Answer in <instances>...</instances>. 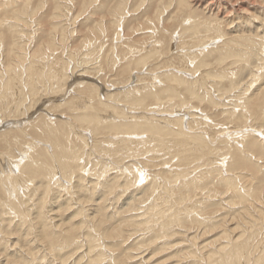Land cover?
Listing matches in <instances>:
<instances>
[{
	"label": "bare ground",
	"instance_id": "6f19581e",
	"mask_svg": "<svg viewBox=\"0 0 264 264\" xmlns=\"http://www.w3.org/2000/svg\"><path fill=\"white\" fill-rule=\"evenodd\" d=\"M7 1V6L14 5L15 3L22 6L19 10L16 8L13 9L14 21L10 20L6 23L8 27L17 31L14 47H8L9 49L6 48L7 39L4 41L5 38L2 36L0 37V55L2 56L1 61L3 62V64H1L3 65V73L0 67V112L2 116V119H0V130L4 128V130L0 131V148H2V150L6 149L7 155L12 158V162H14L8 161L7 164H9L10 167H7V165L5 167L3 161L0 159V238L2 237L1 239H3H0V251L2 249L4 250V240L5 238L8 239V235H12L14 230L19 231L21 228H24L22 229L24 230L23 233L18 234L19 238L17 237L21 242V244H19L20 248H17V250L19 249L18 251H22V255H26V258L27 256L32 257L33 254L30 255L28 252L34 250L37 243L46 242L47 247H49L46 249H50L52 253H54L53 258L56 256L55 260H57V257L59 259L60 255H62L61 264H116L122 254L120 252L117 253L118 251L116 250L115 253L108 255L107 251L109 250L107 249H113L124 241V233L127 234L126 231L128 229L129 231L131 230V232L133 230L144 231L143 237L138 238L134 244L132 240L131 246L136 244L142 249V246L147 245L145 247L151 250V253L148 252L152 255L146 260L144 257L143 260L147 261L146 264H264V178H260V176L257 177L261 171L264 174V64L260 70L254 72L253 79L251 78L252 80L250 79L245 87L241 86L243 88L237 90L238 94H233L232 92L233 97H224V92L221 88L225 86L219 87V79H223V75L218 74V70L216 71V69V74L212 71H208L210 67L209 62H211L208 60L209 56L213 58V53L215 52L216 54L218 51H224V53L221 57L222 59L218 60L217 63H222V65L223 63L226 64L225 62L228 58L232 57L236 59V61L243 60L245 61L244 63H246L248 59L246 55H242L243 52H240L241 48L239 49L238 47H241V44H244L242 40L245 41L247 38H239L240 34L238 36L239 40L235 38V41L232 38L229 40L230 42H234V44L230 45L228 42L223 41L225 45L222 46L215 44L219 38H217V40L205 39L201 41L204 36L202 39H197L196 37L195 40L190 37L195 44H198L194 46L198 47L201 51L196 49L195 53L191 54L187 52L183 54L186 63H188V66L183 68L185 70H179L177 67L169 68L168 66L170 65H168L164 71L161 70L157 72L154 70L150 71V67V69L147 70V68L146 71L147 75H151L148 77V79L150 78L151 80L146 81V77L140 73H137L135 77H133L134 74L132 76L131 74H127L130 77L128 76V79L127 77L125 79L123 78L125 83L123 82L122 85V82H120L122 86L118 85L119 82L115 78L118 83L116 82V84H113L114 87L110 88L108 83L106 84L105 82L104 84L102 81L97 80L98 77L100 78V74L104 73L107 68L109 69L108 66L111 67L110 70L112 72H114V70L118 72V63H120L121 66L123 65V67L127 66V69L131 68L133 70V68L147 65L151 61V58L155 57L158 52H161L159 51L161 48H159V46H161L160 40H158L157 43L155 42L156 44H153L150 48L149 46H145L144 52H139L140 49H138V55L133 51L136 50V48H134L133 45H129L128 48L130 51H133V58L128 57L127 54H121L118 51V49L124 45L123 43H125H122L123 40L121 38L123 20L131 15V13L129 14V9H127V4L125 2L122 1L121 5H118L114 14H112V16L116 18H114L113 21H111V18L108 24L109 28L115 29L114 33L116 34V37L112 40V44H110L112 45V52L110 50L108 51L109 54L103 53L105 41L99 42L96 46L97 48L94 47L100 37L94 36L97 34L96 30H93L92 34L83 40L82 45L85 46L86 50L83 51L84 53L82 52L80 56L76 54L73 55L72 51H70L69 59H66V57L62 58L60 55L53 57L55 55L53 51L54 55L52 58H54V62H52L53 60L50 62L49 58H51V52L47 53V51L40 48L38 46L40 44V42H38L39 37L38 39L35 38L36 32L42 29L39 23L41 16L38 15L40 11H38V9L46 5L42 2L44 0H42L40 4H36V7H33V9L29 7L32 0H26L24 3L21 2L22 0ZM109 1L110 0L85 1L83 3L84 5L82 4L83 12L86 10H88L89 13H91L92 10L94 12H103L107 10L108 4L106 5V2ZM143 1L144 0H142V2ZM69 2V0H65L61 3H54L57 5V12L53 15L59 18H61L62 15L65 16L66 23L64 25L73 26V28L69 26V29L68 26L64 27L63 25V32L60 35L63 43L70 36L75 35L74 33L77 30L74 29L76 28L75 24L77 21L74 15L77 14H72L76 5L71 1L73 3L71 6L72 3L70 2V4ZM162 2L163 1H161V3ZM176 3L177 6L179 5V10L188 9L189 7L187 0H176ZM10 7L13 8V6ZM6 9L10 10L9 8ZM166 9L164 5L162 9L157 11V16L152 17L151 22H153L154 26L159 28V30L170 35L168 29L170 24L161 25L164 23ZM91 15L94 14L91 13ZM36 19L39 23L38 25L37 22L34 21ZM62 20L64 21V19ZM62 20L59 22H62ZM191 20L193 23L192 17ZM204 20L205 19H203V21ZM197 21L199 22V20ZM252 21L254 22L253 19ZM34 22L38 27L34 26L35 24L33 25ZM249 22V19L243 21L244 25H247ZM237 23L240 24V22ZM60 24L61 23H57V26H60ZM126 24L129 25L128 23ZM57 26L54 27L53 25V34L55 38L48 43L50 50L56 47L54 45H56L55 41L57 42ZM199 26L198 23L191 24L190 28L193 29V31L199 32V28L201 27ZM214 26H212V28ZM8 27L5 28V32ZM100 27L101 34H106L109 29L107 22L101 24ZM238 27L241 31V27ZM218 29L220 33L222 32V34H219L220 37H224L226 34L223 31L225 30L221 31L222 28L220 29L219 27ZM262 29H260V31ZM260 31L259 33L261 34L262 31ZM185 32L187 31L183 33L185 34ZM206 32L208 31L206 30ZM216 32L217 30L215 33ZM173 35L176 34H171L172 40ZM198 35L197 33V36ZM207 35H212V33ZM91 36H94V38ZM181 36L184 35H180V37ZM258 36L256 35V37ZM175 37L177 38L178 36L176 35ZM199 37L201 38V35ZM206 37L209 39V36ZM260 38L262 37L260 36ZM153 39H155V36ZM263 39L262 42H264ZM70 40L73 39L71 38ZM114 40H117V42L114 43ZM34 41H36V43ZM33 43L35 46L33 45L31 49L30 47ZM182 43L185 45V42ZM62 45L63 47L61 48L65 49L64 44ZM27 46H29V48ZM253 46L254 45H252V47ZM246 47H248V49L250 48V51L252 49L255 50V46L252 48L246 45ZM71 48H73V46ZM191 48L194 49V47ZM182 49L186 50V48ZM61 50L62 49L59 51ZM170 52L171 49L169 53ZM162 54L164 56V53ZM103 55H106V58H104ZM10 56L13 57V59L9 61L8 57ZM180 59H183L182 56ZM183 62L185 61L183 60ZM123 63H125V65ZM121 66L120 68H122ZM248 66L246 64V68ZM220 67V69H222L221 65ZM224 68L225 70L227 69L226 67ZM248 68H250V66ZM76 71H80L81 73L75 74ZM182 71L186 72L187 75L178 74V72L181 73ZM201 71L203 73H201ZM198 73H200L201 77ZM74 74L75 76H73ZM97 74H99L98 77L96 76ZM232 75L234 76L233 78H239L235 72ZM213 77L217 79L214 80L212 79ZM207 78L212 80L209 82ZM135 81L137 83L133 87H130L129 85L132 86V83L134 84ZM224 81H227V78ZM142 82L143 85L138 86V84H142ZM214 82H218V84ZM230 82L235 83V80H231ZM239 82L241 83L242 80ZM239 82L237 81V83ZM233 85L236 86V84ZM180 87H183V89ZM115 88L117 89L116 91L113 90ZM178 89L182 90L180 91ZM60 97L62 98L60 99ZM53 99L55 101H51ZM48 101H50L49 105H47ZM204 103H207L206 107ZM97 104L100 107H104L101 109L103 110L101 112H105V115L100 114V109L96 107ZM58 107H64L63 112H65V115H63V113L62 116L55 117V114L48 111L50 108L55 110ZM212 107H214V109H212ZM203 109H205L207 115L213 111L214 113L220 111L221 115L217 114L216 116L222 118L221 120L216 119L219 120L216 124L221 123L222 126L226 124L230 126V124H233L234 127L248 125L252 129L241 135H234V138L239 137L241 141L240 144L232 143L231 141L233 140L230 139V137H222L218 141V145L212 146L213 143L215 144V141H217L216 135L213 133L214 131H211V127L202 125L204 120L201 118L200 112L201 110L204 111ZM41 110L47 111L46 113H42ZM37 111L41 112L35 116ZM188 113H190L189 116L187 115ZM18 116H22V120L14 119L13 122H10L11 118L7 119L9 117L17 118ZM194 127L197 128L193 129ZM200 128H207V130L211 132L209 141L204 135L208 133V131L204 134L200 133ZM248 128L249 127H247V129ZM87 130H90L88 132L89 135L85 132ZM228 130L230 131V129ZM235 130L237 129L235 128ZM238 130L240 129L238 128ZM220 133L224 132H219L217 134L220 135ZM90 134L92 135L91 141L87 138V135L89 137ZM226 135L228 134L224 133V136ZM27 136H31V138L29 139ZM73 136L76 140L82 139L83 143L86 141L85 149L83 148L81 151V149H79L80 147L75 145V139L72 138ZM217 138L219 139V137ZM24 143H27L30 148L27 147V149ZM80 143L82 144V142ZM14 145L16 147L18 146V148L20 147L19 150H24V158H18L19 155L17 151V153L14 151ZM87 147H90L91 151L88 149L90 153L86 151ZM2 150H0V157H4L5 155V152H2ZM96 151L99 153L98 158L94 155ZM219 153H222V155ZM82 156H89V160L87 159L88 157L85 158L87 161H90L92 157H94L92 159L98 161L94 163L91 159L93 161V166L91 168L89 167V175L86 174L87 170L85 168L87 162L86 164L82 163ZM106 156L107 158H113L114 161H112V165L109 161H106ZM220 156L223 157L220 158ZM212 158L222 159L223 161L220 160L222 162L220 166L212 165L209 167V170L206 169L208 172L204 171L202 174L200 173L199 176H185L187 172L190 174V171H194L195 168L193 167L195 166V161L201 164L205 163L207 160H211L213 164L214 161ZM176 159L182 166L185 164L193 168L189 167L191 169L185 172L177 169L180 172L177 171L178 173L175 172L173 174L174 176H171L172 178H177L178 175L182 176L181 180L178 178L177 180H175V178L174 181L172 180L174 183L178 181L179 185L173 184L174 186H171L170 184L172 183H168L164 179V181H162L158 177V180L160 179L162 183L164 182L163 187L161 182H159V184L157 183V178L152 177L155 175L154 173V175L150 176L149 174H152V172H146L148 169L150 170L155 167V160L164 168L166 163H170ZM216 161L218 162L219 160ZM174 162L176 163V161ZM116 163L118 165H116ZM156 166L157 169L162 168L158 165ZM223 166H226V170ZM185 168L182 170H185ZM163 171H165L167 175V171L169 173L171 169H164ZM56 174H61L60 178L58 177L59 180L55 177ZM142 175L145 180V185H143L140 190L144 192V196L151 199L148 203L151 204L149 206L147 204L145 207L141 205L142 203H146L145 200L141 203L138 201L136 203L132 202L133 204L128 203V205L130 204L128 207H132L131 210L135 211L133 212L135 214L134 216L131 215L129 219L123 218L124 223L121 226H117L114 222L110 223V220L108 222V219L113 217H111V215L108 216V214L106 215L103 207L99 206L100 198L104 196L103 194L118 191L119 186L125 188V190L126 188L140 187L141 183H143V180H141ZM166 175L164 174L165 177ZM87 176L94 177L95 179H93L95 181L88 179ZM64 178L68 179L70 185L64 183L66 181ZM55 179L57 180L56 182ZM87 180L91 185L85 184ZM98 189L100 190L97 191ZM131 190L133 189L128 190V192ZM147 191H150L154 199L148 196L147 193L145 194ZM87 194H91V198L96 197L93 198V202L97 206L96 208L94 207V211L92 208H89L88 213L85 206L86 200L90 199V196L88 197ZM116 195L117 193L114 196ZM206 195L207 197H205ZM114 199L116 200L117 198L115 197ZM111 200L115 202V200ZM173 200H175L174 203L172 202ZM81 203L83 205L85 204V206ZM94 203L92 205H94ZM122 204L120 203L119 205L123 206ZM102 205L104 206V204ZM124 205H126L125 200ZM88 206L86 207L88 208ZM106 206L109 207V205ZM113 206L116 207L115 205ZM215 206H222L223 212L219 215L216 214L217 216L206 215V210H210V207L214 208ZM119 208L118 206V210ZM64 209L66 213L70 211L69 214L67 213L66 217V214L64 215L65 218L61 212V210L63 211ZM90 209H92V213ZM12 211L15 212V215L17 214L18 218L14 226L11 225L13 222L12 217H10ZM211 211H214V209ZM117 213L118 212H116V214ZM104 218L107 220H104ZM119 220H121L120 217L118 221ZM87 222H92L91 224L93 226L91 224L89 225L93 228L95 227L94 229L97 231L94 230L96 231L94 233L96 234L87 232L84 236L87 242V246H84L85 252L81 251L82 253H78L74 256V260L72 259V261H70L71 259L69 260V258L72 257L71 254L83 248L81 244L82 240L81 242L77 240L75 242L73 238L75 237V233L79 231L77 229H87L90 227L86 225ZM187 222L189 224H194L195 227L193 230L195 229V231L193 233L190 228L186 227ZM10 231H12V233H10ZM187 232L192 234L188 233V235ZM101 239L105 240L104 244L98 242ZM106 240H108L107 243L110 245L106 244ZM57 241V246L59 247L55 246ZM131 246L127 248L125 246L124 250L130 249L127 251L132 252L131 249L133 247L131 248ZM42 247L44 248L46 246ZM41 250L39 249V252ZM51 251L48 252L50 253ZM121 252L124 251L122 250ZM163 252L164 255L169 253L168 257L164 260L158 261L155 259L154 261H150L156 255V258L159 257ZM8 253H6V257H8ZM135 254L133 253L132 256ZM18 255L20 256V253H18ZM46 255L47 253L45 256ZM139 256H141V254ZM139 258L141 259V257ZM3 259L4 258L0 260ZM45 260L48 261V259H44V261ZM134 260L135 259L131 261L135 262L136 260ZM143 260L141 262H143ZM25 262L24 264L31 263H29L28 260ZM125 263L126 262H123L122 264ZM136 263L137 262L132 264ZM32 264H37V262H33Z\"/></svg>",
	"mask_w": 264,
	"mask_h": 264
},
{
	"label": "rangeland",
	"instance_id": "374dc122",
	"mask_svg": "<svg viewBox=\"0 0 264 264\" xmlns=\"http://www.w3.org/2000/svg\"><path fill=\"white\" fill-rule=\"evenodd\" d=\"M4 1V2H3ZM18 1V0H17ZM19 1H21V0H19ZM27 1H29V0H27ZM41 1L42 0H32L31 2H30V5H29V7L31 8L32 7V9H33V7L35 8L36 7V4L38 5V4H40L41 3ZM45 1V2H44ZM44 1H42L44 4H46L43 8L41 7V8H39L38 9V11H39V13H38V15L39 16H41V18H40V21H39V23L41 24V27H42V29L40 30V31H38V32H36V35H35V38H37L38 39V37H39V41L38 42H40V44L38 45L40 48H42L43 50H45V51H47V53H49V52H51L50 54H51V58H49V60H50V62L52 61V62H54V58H52V56L54 55V53H55V55L53 56V57H55V56H61L62 58H65L66 57V59H69L68 57L70 56L69 55V52L70 51H72V53H73V55H78V56H80V54H82V52L83 51H85L86 49H85V46H83L82 44V42H83V40L84 39H86L90 34H92V32H93V30H96V34L97 35H94V36H98V37H100V39L96 42V45H94V47L95 48H97L96 46L99 44V42H103V41H105V45H104V50H103V53H105V54H109V52L108 51H110L111 50V52H112V48H111V46L112 45H110V44H112V40H113V38H115L116 37V34L114 33V31H115V29L114 28H109V21H110V19H111V21H113V19L114 18H116L115 16L113 17L112 16V14H114V12H115V10H116V8L118 7V5H121V2L123 1V2H125L126 4H127V9H129V14L131 13V15L130 16H128V17H126V19H124L123 20V26H122V34H121V38H122V43L123 42H125V43H123L122 45V47L121 48H119L118 49V51L121 53V54H124V55H126L127 54V56L128 57H130V58H133V54H132V52L134 51V52H136L137 54L136 55H138L139 53H138V49H140V51L139 52H144V50H145V46H149V48L153 45V44H156L157 42H158V40H160V42H161V46H159V51H161V52H158L156 55H155V57H153V58H151V61L147 64V65H145V66H143V67H136V68H133V70L131 69V68H126V67H123V65L121 66L120 65V63H118L119 65H118V69H117V71L118 72H116L114 69V72H112L110 69H111V67L110 66H108L109 67V69L107 68L105 71H104V73H102V74H100V78L98 77V75L99 74H97L96 76L99 78H97V80H99V81H102L104 84H105V82H106V84L108 83L109 84V87L110 88H112V87H114L113 86V84H116V82L118 81L119 82V86H122L123 85V82H124V79L127 77V79L130 77L129 75L131 74V76L133 75V77H135L136 75H137V73H140V74H142V75H144L146 78V81H148V80H151L150 78L148 79V77L149 76H151L150 74H148L147 75V71H146V69L147 70H149L150 69V67H151V69H150V71H157V72H159V71H164V69H166L167 68V66L168 65H170V66H168L169 68H175V67H177L179 70L181 69H183V68H185L186 66H188V63H186V60H185V56L183 55L184 53H187V52H190L191 54L192 53H195L196 52V49H198V47H196L198 44L196 43H194L193 42V40L192 39H196V37H197V39L199 38V39H202V37L204 36V37H206V36H209V39H208V37H206V38H204L203 37V39L201 40V41H204L205 39L206 40H212V39H216L217 40V38H219L216 42L217 43H215L216 45H225V43H223V41L224 42H228L230 45L231 44H234V42H230L229 40H231V38L235 41V39L237 40H239V38H242V37H246L247 38V40H245V41H243L242 40V43H244V44H241V47H238L241 51L240 52H243V54L242 55H246V57H247V59H248V61H246V63H244L245 61H243V60H240V61H236V59H234L233 57L232 58H228V60L225 62L226 64H224L223 63V65H222V63H217V61L218 60H221L222 58V55H223V53H224V51L223 52H220V51H218V52H216V54H215V52L213 53V58H211L210 56H209V61H211V62H209L210 63V67H209V69H208V71L209 72H213L214 74H216L217 72H218V74H220V75H223V79L222 78H220L219 79V81H220V85H219V87H224V88H221L222 90H223V92H224V97H227V96H231V97H233L232 95L233 94H238V92H237V90H239V88H243V87H245L247 84L246 83H249L248 81L252 78L253 79V77H254V72L255 71H258V70H260L262 67H263V64H264V42H262V39L264 38V33H263V31H264V0H187V2L189 3V7H188V9L186 8V9H181V10H179L178 8V6H177V3H176V0H144L143 2H142V0H110L109 2H106V5H107V10H105V11H103V12H94L93 10L91 11V13L92 14H94V15H91V13H89V11L88 10H86L85 12H83V3L85 2V1H88V0H69L70 2L72 1V2H74L75 3V7H74V9H73V11H72V14H77V15H74V16H76V24H75V27L76 28H74L76 31H75V35H73V36H70L64 43L62 42V40H61V38H60V35H61V33L63 32L62 30H63V28L64 27H66V26H68V28H69V26H70V28H73V26H71V25H64L65 23H66V20H65V16H63L62 15V17L61 18H59V17H56L55 15H53V14H56V4H57V2H63V1H65V0H44ZM47 1V2H46ZM55 1V2H54ZM100 1V0H99ZM101 1H104V0H101ZM161 1H163L162 3H161ZM7 0H0V37L2 36L3 38H5L4 39V41H6V39H7V42H6V48H13L14 47V42H15V38H16V36H17V31L15 30V29H12V28H10V27H8V25L6 24V23H8V21H14V15H13V9L14 8H16V9H20L21 8V6L20 5H18V3H15L14 5H8L7 6ZM22 3H24V2H26V0L24 1V0H22L21 1ZM39 2V3H38ZM69 2V3H70ZM71 2V3H72ZM111 2V3H110ZM170 2V3H169ZM54 3H56V4H54ZM70 3V4H71ZM110 3V4H109ZM131 3V4H130ZM263 3V4H262ZM20 4V3H19ZM83 4V5H82ZM143 4V5H142ZM168 4H170V5H168ZM34 5V6H33ZM73 5V3L71 4V6ZM164 5H165V8H167L166 9V11H165V18H164V23L163 24H161V25H164V24H167L168 23V25H169V27H168V29H169V31H170V35L169 34H165L164 32H162L161 30H159V28H157V27H155L154 26V24H153V22H151V19H152V17H155V16H157L156 14H158L157 13V11H159L160 9H162L163 7H164ZM263 5V6H262ZM10 6H13V8L12 7H10ZM109 6V7H108ZM142 6V7H141ZM169 6V7H168ZM239 7V8H238ZM6 8H12V9H10V10H7ZM141 8V9H140ZM190 8V9H189ZM240 9V10H239ZM185 10H187V11H185ZM189 10H191V11H189ZM249 10V11H248ZM11 11V12H10ZM53 11V12H52ZM251 11V12H250ZM42 12V13H41ZM82 12V13H81ZM88 12V13H87ZM133 12V13H132ZM135 12V13H134ZM174 12V13H173ZM190 12V13H189ZM52 13V14H51ZM85 13V14H84ZM241 13V14H240ZM188 14V15H187ZM253 14V15H252ZM255 14V15H254ZM43 15V16H42ZM111 17H110V16ZM120 15V14H119ZM133 15V16H132ZM55 16V17H54ZM74 16H72V17H74ZM260 16V17H259ZM54 17V18H53ZM190 17V18H189ZM191 17H192V19H193V21L195 22H193L192 23V20H191ZM198 17V18H197ZM251 17H253V18H251ZM43 18V19H42ZM58 18H59V20H58ZM202 18V19H201ZM62 19H64V21L62 20ZM74 19V18H73ZM105 19V20H104ZM130 19V20H129ZM203 19H205L204 21H206V22H208V23H206V22H204L203 21ZM247 19H249V23L246 25H244V23H243V21L244 20H247ZM252 19L254 20V22L252 21ZM263 19V20H262ZM62 20V22H59V21H61ZM71 20V19H70ZM104 20V21H103ZM197 20H199V22L197 21ZM209 20V21H208ZM234 20V21H233ZM35 22H37V19L36 20H34ZM54 21V22H53ZM61 23L60 24V26H57V23ZM201 21V22H200ZM214 21V22H213ZM35 22L33 23V25L35 24ZM107 22V26H108V31H107V33L106 34H101V30H100V25L101 24H105ZM172 22V23H171ZM188 22H190V23H188ZM213 22V23H212ZM220 22V23H219ZM237 22H240V24H238ZM252 22H253V24H252ZM256 22H258V23H256ZM38 22H37V25L39 24ZM63 23V24H62ZM70 23V22H69ZM126 23H128L129 25H127ZM161 23H162V21H161ZM198 23V25H200L199 27V32H197V31H195V33H194V31H193V29H191L190 28V26H191V24H197ZM201 23V24H200ZM203 23V24H202ZM255 23H256V25H255ZM261 23V24H260ZM125 24V25H124ZM206 26H205V25ZM211 26H210V25ZM257 24H258V26H259V28H258V26H257ZM36 24L34 25V26H37ZM53 25H54V27L55 26H57V29H56V39H57V42L55 41V43H56V45H54V46H56L55 48H57V49H55L54 47V50H53V48L50 50L49 49V42H51L50 40H53L55 37H54V27H53ZM63 25H64V27H63ZM216 27H215V26ZM240 26L241 27V31H240V28L238 27V26ZM250 25V26H249ZM263 25V26H262ZM33 26V27H34ZM128 26V27H127ZM212 26H214L213 28H212ZM8 27V29H6V32H5V28H7ZM38 27V26H37ZM100 27V28H99ZM218 27L221 29V31L222 30H225V31H223L226 35H224V37H220V35L219 34H222V32L220 33V31H219V29H218ZM237 29H236V28ZM2 28H4V29H2ZM69 28V29H70ZM208 28V29H207ZM210 28V29H209ZM214 28H216V29H214ZM263 28V29H262ZM52 29H53V31H52ZM212 29H213V31H212ZM239 29V30H238ZM259 29V30H258ZM260 29H262L261 31H262V33L260 34L259 33V31H260ZM8 30V31H7ZM59 30V31H58ZM126 30V31H125ZM197 30V29H196ZM206 30L208 31V32H206ZM210 30V31H209ZM217 30V35H216V33H215V31ZM256 30V31H255ZM4 31V32H3ZM12 31V32H11ZM70 31V30H69ZM184 31H187V32H185V34L183 33ZM191 33H190V32ZM236 31V32H235ZM260 31V32H261ZM219 32V33H218ZM239 32V33H238ZM13 33V34H12ZM162 33H164V34H162ZM182 33V34H181ZM197 33L199 34L198 36H197ZM201 33V34H200ZM205 34V35H203V34ZM209 34V33H212V35H207V34ZM216 35H214V34ZM223 33V34H224ZM238 33V34H237ZM3 34V35H2ZM171 34H176L178 37L176 38L175 36L176 35H173V40L171 39L172 37H171ZM195 34V35H194ZM233 34V35H232ZM241 34V35H240ZM246 34V35H245ZM258 34H259V36H258ZM39 35V36H38ZM180 35H184V36H181L180 37ZM201 35V38L199 37ZM231 35V36H230ZM236 35H237V37H236ZM240 35V36H239ZM248 35V36H247ZM256 35L258 36V37H256ZM6 36V37H5ZM94 36H91V37H93L94 38ZM155 36V39H153V37ZM160 36V37H159ZM164 36H165V38H164ZM211 36H213V37H215V38H213V37H211ZM219 36V37H218ZM233 36H235V37H233ZM238 36H239V38H238ZM260 36L262 37V38H260ZM162 37V38H161ZM190 37H192V39L190 38ZM73 39V40H70V39ZM130 38V39H129ZM152 38V39H151ZM158 38V39H157ZM177 39V41H176V39ZM179 38H181V39H179ZM235 38V39H234ZM253 38H255V39H253ZM256 38H258V39H256ZM13 39V40H12ZM36 39V40H37ZM128 39V40H127ZM161 39H163V40H161ZM170 39V40H169ZM12 40V41H11ZM157 40V41H156ZM182 40V41H181ZM192 40V41H191ZM256 40H257V42H256ZM259 40V41H258ZM260 40H261V42H260ZM67 41H68V43H67ZM69 41H70V43H69ZM151 41V42H150ZM153 41V42H152ZM181 41V42H180ZM190 41V42H189ZM263 41H264V39H263ZM13 42V43H12ZM35 43H36V41H34ZM115 42H117V40H114V43ZM156 42V43H155ZM182 42H185V45L182 43ZM190 44H189V43ZM194 44H193V43ZM207 42V41H206ZM205 42V43H206ZM9 43V44H8ZM59 43V44H58ZM145 43V44H144ZM150 43V44H149ZM182 45H181V44ZM223 43V44H222ZM239 43V42H238ZM247 43V44H246ZM249 43V44H248ZM260 43H261V45H260ZM62 44H64V47H65V49L64 48H61V47H63V45ZM68 44V45H67ZM72 44V45H71ZM117 44H119V43H117ZM128 44V45H127ZM163 44H165V45H163ZM168 44H169V46H168ZM11 45V46H10ZM33 45H34V43L32 44V46L30 47L31 49L33 48ZM48 47H47V46ZM71 45V46H70ZM76 45V46H75ZM129 45H133V47L134 48H136V50H133V51H130V49L128 48V46ZM193 45V46H192ZM194 45H196V46H194ZM240 45V44H239ZM246 45H248L249 47H252V45H254L255 46V50H251L250 51V48L248 49V47H246ZM35 46V45H34ZM68 46V47H67ZM73 46V48H71ZM121 46V45H120ZM182 46H184V47H182ZM254 46L252 47V48H254ZM28 48H29V46H27ZM67 47V48H66ZM106 47V48H105ZM164 47V48H163ZM172 47V48H171ZM177 47V48H176ZM189 47H190V51H189ZM191 47H194V49H192ZM8 48V49H9ZM44 48H46V49H44ZM182 48H186V50H188V51H186V50H183ZM188 48V49H187ZM248 50H247V49ZM256 48H257V50H256ZM60 49H62L61 51H59ZM67 49H68V51H67ZM71 49V50H70ZM109 49V50H108ZM142 49V50H141ZM170 49H171V52L169 53V51H170ZM39 50V49H38ZM50 50V51H49ZM57 50V51H56ZM98 50H100V49H98ZM106 50V51H105ZM175 50V51H174ZM183 50V51H182ZM191 50H192V52H191ZM53 51H54V53H53ZM56 51V52H55ZM163 51V52H162ZM185 51V52H184ZM198 51H201V50H199L198 49ZM246 51V52H245ZM257 51H259V52H257ZM59 52H61V53H59ZM63 52V53H62ZM68 52V53H67ZM176 54H175V53ZM178 52V53H177ZM247 52H248V55H247ZM53 53V54H52ZM58 53V54H57ZM84 53V52H83ZM162 53H164V56H163V54ZM180 53V54H179ZM221 53V54H220ZM260 53V54H259ZM66 54V55H65ZM170 54V55H169ZM175 54V55H174ZM179 54V55H178ZM218 54H220V55H218ZM252 54V55H251ZM259 54V55H258ZM262 54H263V56H262ZM135 55V56H136ZM217 55V56H216ZM77 56V57H78ZM169 56V57H168ZM173 56H174V58H173ZM181 56H182V58L183 59H180L181 58ZM103 57L104 58H106V55H103ZM214 58H215V60H214ZM1 59H2V56L0 55V67L2 68V73H3V65H1V64H3V62L1 61ZM8 59H9V61L10 60H12L13 59V57H8ZM254 59V60H253ZM183 60L185 61V62H183ZM14 61V60H13ZM213 61H215V62H213ZM168 62V63H167ZM234 62H236V63H234ZM15 63V62H14ZM239 63H241V64H239ZM36 64H39V63H36ZM109 64V63H108ZM124 65H125V63H123ZM228 64V65H227ZM246 64H247V66L249 65L250 66V68H246ZM160 65V66H159ZM172 65V66H171ZM181 67H180V66ZM183 65V66H182ZM215 65V66H214ZM220 65L222 66V69H220L221 67H220ZM120 66L124 69V68H126V69H124V71H123V73H122V68H120ZM158 66V67H157ZM133 67H134V65H133ZM224 67H226L227 69L225 70V68ZM230 67V68H229ZM237 67V68H236ZM243 67H245V68H243ZM252 67V68H251ZM143 68H144V70H143ZM159 68V69H158ZM130 69V70H129ZM156 69V70H155ZM214 69V70H213ZM215 69H216V71L217 72H215ZM224 69V70H223ZM127 70V71H126ZM183 70H185V69H183ZM221 70H222V73H221ZM234 70V71H233ZM81 71V70H80ZM76 71L75 72V74H80L81 72H83V71ZM129 71V72H128ZM133 71V72H132ZM232 71H233V73L235 72V74L236 75H238L239 76V78L238 77H235V78H233L234 76L232 75L233 73H232ZM253 73H252V72ZM106 72V73H105ZM143 72V73H142ZM184 71H182L181 73L180 72H178V74H186L187 75V73L186 72H184ZM224 72H225V74H224ZM112 73V74H111ZM122 73V74H121ZM124 73H126V74H124ZM201 73H203L202 71H201ZM229 73H232V74H229ZM75 74L73 75V76H75ZM119 74H120V77H119ZM127 74H129V75H127ZM199 74V76H200V73H198ZM230 76H229V75ZM202 75V74H201ZM129 76V77H128ZM185 76V75H184ZM229 78H228V77ZM103 77V78H102ZM190 77H193V76H190ZM196 77H197V75H196ZM195 77V78H196ZM201 77V76H200ZM113 78V79H112ZM117 79V81H116V79ZM124 78V79H123ZM227 78V81H224L225 79ZM241 78V79H240ZM122 81H121V80ZM212 79H214V80H216L217 78H215V77H213ZM212 79H208L207 78V80L210 82ZM221 79H222V81H221ZM239 79V80H238ZM251 79V80H252ZM96 80V81H97ZM233 81V80H235V83H233V82H230V81ZM240 80H242V82L240 83L239 81ZM237 81L239 82V83H237ZM263 81V80H262ZM111 82V83H110ZM115 82V83H114ZM117 82V83H118ZM120 82H122L121 84H120ZM213 82V81H212ZM223 82V83H222ZM125 83V82H124ZM127 83V82H126ZM137 82L135 81L134 82V84L132 83V86L131 85H129L130 87H133L135 84H136ZM145 83V82H144ZM214 83H217L218 84V82H214ZM233 84H236V86L238 87V86H240V87H238V89H237V87L235 86V85H233ZM241 84V85H240ZM245 84V85H244ZM142 86L143 85V82H142V84L141 83H139L138 84V86ZM213 85H215V84H213ZM229 85V86H228ZM231 85V86H230ZM263 85H264V81H263ZM117 86V85H116ZM233 86V87H232ZM241 86H243V87H241ZM264 87V86H263ZM180 88H182L183 89V87H180ZM182 89H178V90H182ZM234 89V90H233ZM114 91H116L117 89L115 88V89H113ZM156 90H158V89H156ZM236 90V91H235ZM179 91V92H180ZM227 91V92H226ZM237 92V93H235V92ZM113 92V91H112ZM226 92V93H225ZM230 92V93H229ZM232 92H233V94H232ZM181 94V93H180ZM230 94V95H229ZM219 96V95H218ZM67 97V96H66ZM62 97H60V99H61ZM227 99V98H226ZM51 101H55L54 99L53 100H51ZM58 101V100H57ZM48 104L47 105H49L50 104V101H48L47 102ZM194 103H196V102H194ZM197 104V103H196ZM206 104L207 103H204V106L206 107ZM47 107V106H46ZM96 107L98 108V109H100L99 111H100V114H102V115H105L103 112H101V111H103V110H101L102 108H104V107H100L98 104L96 105ZM43 108V107H42ZM45 109V108H44ZM212 109H214V107H212ZM204 111H202L201 110V112H200V115L202 116L201 118L204 120L203 122H202V125H205V126H207V127H211V131H214L213 133H215V135H216V140L217 141H215V144L213 143V145L212 146H215V145H218L219 144V140L222 138V137H230V139H232L233 141H231L232 143H234V144H240L241 143V141L239 140V137H236V138H234V135H237L238 136V134L239 135H241L242 133H246V132H249L252 128L250 127V126H248V125H243L242 127H241V125L240 126H238V127H234V125L232 126L231 124H230V126H232V127H230V126H228L229 124H226V125H223L222 126V124L221 123H218V124H216L217 123V121H219V120H216V119H220L221 120V118H219V117H217L216 115L217 114H220V111H217L216 113H214V111L212 112V113H208V115L206 114V111H205V109H203ZM42 111V113L44 112V113H46V111L47 110H41ZM41 111H39V112H41ZM48 111H50V113L52 112V114H55L54 116L56 117H60V116H62V114L63 115H65V112H63L64 111V107H58V108H56L55 110L53 109H51L50 108V110H48ZM39 112L37 111L36 112V114H35V116H37L38 114H39ZM61 114V115H60ZM199 114V113H198ZM188 116L190 115V113H188L187 114ZM221 115V114H220ZM34 116V117H35ZM53 116V117H54ZM2 116H1V112H0V119H2L1 118ZM187 117V116H186ZM213 118V119H211V118ZM217 117V118H216ZM11 118V120H10V122H13L14 121V119H19V120H22V116H18L17 118H13V117H9V118H7V119H10ZM210 118V119H209ZM210 120V121H209ZM223 120V119H222ZM7 121V120H6ZM24 121V120H23ZM212 123V124H211ZM186 124H187V122H186ZM207 124V125H206ZM208 124H209V126H208ZM216 124V125H215ZM216 127H215V126ZM219 127V129H218V127ZM246 126V127H245ZM228 127H230V128H228ZM247 127H249L248 129H247ZM6 128V127H5ZM195 128H197V127H194L193 129H195ZM235 128L237 129V130H235ZM238 128L240 129V130H238ZM228 129H230V131L228 130ZM235 130V132H234V130ZM244 129V130H243ZM2 130H4V128H1V130L0 131H2ZM198 130V129H197ZM203 130V131H202ZM220 130V131H219ZM226 130V131H225ZM90 130H87V131H85L86 133H88ZM199 131H201L200 133H205L206 131H208L207 130V128H200L199 129ZM224 132V133H227L228 135H226V136H224V133H220V135H223V136H220L219 134H217V133H219V132ZM228 131V132H227ZM237 131H238V133H237ZM240 131H241V133H240ZM82 133H83V131H82ZM209 133V134H208ZM208 133H205L204 135L207 137V140L209 141V138L211 137V132L210 131H208ZM235 133V134H234ZM233 134V135H232ZM88 135H89V133H88ZM88 135H87V138H89V140L92 138V135L90 134V136L88 137ZM208 135V136H207ZM210 135V136H209ZM231 135V136H230ZM121 136H123V135H121ZM36 137V136H35ZM217 137H219V139L217 138ZM27 138H31V136H27ZM38 138V137H37ZM72 138H74V136L72 137ZM120 138H122V137H120ZM39 139V138H38ZM75 139V138H74ZM82 139H78V140H74V143H75V145H77V146H79L80 148L79 149H81V151L83 150V148L85 149V142L86 141H84V143H83V140L81 141ZM235 140V141H234ZM77 141V142H76ZM79 141V142H78ZM91 141V140H90ZM238 141V142H237ZM80 142H82V144H84V145H82ZM235 142H237V143H235ZM97 143L99 144V142L97 141ZM210 143V142H209ZM217 143V144H216ZM79 144V145H78ZM24 145L26 146V148L28 147V148H30L29 147V145L27 144V143H24ZM28 145V146H27ZM15 146V145H14ZM1 147V146H0ZM27 148V149H28ZM20 149V147L18 148V146L16 147L15 146V152L19 155V157L18 158H24L25 157V152H24V150L22 151V150H19ZM88 149H90V147H87V149H86V151H88ZM0 150H2V148H0ZM96 150V149H95ZM94 150V151H95ZM22 151V152H21ZM90 151H91V149H90ZM259 151V150H258ZM2 152H5V155H4V157L3 156H1L0 157V159L3 161V164L5 165V167H6V165H7V167L9 166V164H7V162L8 161H11L12 162V158H10L8 155H7V151H6V149L5 150H2ZM89 152V151H88ZM90 153V152H89ZM96 153H97V151H96ZM94 154L95 156H97V158L99 157V153H97V154ZM220 155H222V153H219ZM17 155V156H18ZM93 155V156H94ZM7 156V157H6ZM223 156H225V155H223ZM223 156H220V158L221 157H223ZM6 157V158H5ZM88 157V158H87ZM219 157V156H218ZM228 157V156H227ZM9 158V159H8ZM85 158H87L88 160H89V156H82V163H85L86 164V162H87V164H86V170L88 171H86V174H88L89 175V171H90V168L93 166V161H94V163H96V162H98L96 159H92V158H94V157H92L91 159L93 160H91L90 159V161H87V159H85ZM106 158V161L108 162L109 161V163H111V165H112V161H114L113 160V158L111 159V158H107V156L105 157ZM165 158V157H164ZM4 159V160H3ZM8 159V160H7ZM107 159H109V160H107ZM229 159V158H228ZM166 160V159H165ZM212 160L214 161V163L212 164L211 163V160H207L205 163H201V164H199V162L198 161H195L194 162V167L193 168H195L194 169V171H193V173H192V171H190V174H189V172H187V174H185V176L187 177L188 175H189V177L190 176H192V177H194V176H199L200 175V173L202 174V172H208L207 170H209V167L210 166H212V165H214V166H220L221 165V161H223L222 159H218V158H212ZM216 160H221L220 162L218 161H216ZM2 161H1V163H2ZM174 161H176V163L174 162ZM155 162H156V165H158V166H160V168L162 167V165L161 164H158V161H156L155 160ZM174 162V163H173ZM179 161H177V159L176 160H173L172 162H170V163H166V166H164V168L162 167L161 169H157V166L155 165V167L152 169H148L147 171H146V169H145V171L146 172H148V173H151L152 172V174H149L150 176H152V175H154V176H152V177H155V178H157V183L159 184V182H161V180L162 181H166V182H168V183H172V184H170L171 186H174V185H179V183H178V181H175V183L173 182L174 181V178H175V180H177V178L179 179V180H181V178H182V176L181 175H178L177 176V178L176 177H171L175 172H180V171H182V172H185V171H188L189 169H191L192 167L191 166H186L185 164H183V166H182V164L179 162ZM12 163H14V162H12ZM92 163V164H91ZM208 163H209V165H208ZM99 164V163H98ZM169 164V165H168ZM174 164V165H173ZM176 164V165H175ZM180 164V165H179ZM211 164V165H210ZM10 165H12V164H10ZM116 165H118L117 163H116ZM13 166H14V164H13ZM170 166V167H169ZM177 166V167H176ZM179 166V167H178ZM198 166H201V167H198ZM205 166H207V167H205ZM10 167V166H9ZM90 167V168H89ZM176 167V168H175ZM182 167V168H181ZM186 167V168H185ZM189 167H191V168H189ZM224 167V169L226 168V166H223ZM171 169V172H169L168 173V171H167V175H166V172L165 171H163L164 169H167V170H170ZM185 168V170H182V169H184ZM192 168V169H193ZM157 169V170H156ZM172 169H173V171H172ZM177 169H179V170H177ZM198 170V172H197V170ZM207 169V170H206ZM113 170V169H112ZM152 170V171H151ZM196 170V171H195ZM226 170V169H225ZM263 170V169H262ZM163 171V172H162ZM160 172H162V173H160ZM177 172V173H178ZM113 173V172H112ZM154 173V174H153ZM176 173V174H177ZM197 173V174H196ZM161 174V175H160ZM164 174L166 175V177L164 176ZM171 174V175H170ZM59 175V176H58ZM60 175L61 174H56V178H57V180H59V178H60ZM169 175H170V177H169ZM174 176V175H173ZM179 176H181V177H179ZM260 176V178H264V174H263V172L261 171V173L260 174H258L257 175V177H259ZM59 177V178H58ZM158 177L161 179H159L158 180ZM162 177V178H161ZM166 179H165V178ZM87 178L88 179H92V180H94L95 178L94 177H89V176H87ZM94 178V179H93ZM164 179V180H163ZM56 179H55V182L57 181ZM64 180H66L64 183L65 184H67L68 183V185H70L69 184V181H68V179H65L64 178ZM141 180H143V183H141V186L140 187H138V188H136V187H132V188H130V189H133V190H131V191H129L128 192V190H130V189H128V188H126V190H125V188H123V187H121V186H119V188H118V191H115L114 193L112 192V193H107V194H103L104 196H102L101 198H100V203H99V206H101V207H103V209L105 210V214L107 215L108 214V216H110L111 215V217H113V218H111V219H108V222H109V220H110V223H112V222H114L117 226H121V225H123V223H124V219L125 218H130L131 217V215L132 216H134L135 214L133 213V212H135L134 210H131V208L132 207H128L130 204H133V203H136L137 201L138 202H144V200H145V204L144 203H142L141 205H144V207H145V205L147 206V204L149 203V200H151L150 198L148 199L146 196H144V192L143 191H141L140 189L143 187V185H145V180H144V178H143V175H142V178H141ZM169 180H173L172 182L171 181H169ZM95 181V180H94ZM54 182V183H55ZM162 183V182H161ZM160 183V184H161ZM85 184L86 185H91V183H89V181L87 180V182H85ZM174 184V185H173ZM163 187H164V182L161 184ZM137 189V190H136ZM100 189H98L97 191H99ZM120 190V191H119ZM134 190H136V191H134ZM127 192V193H126ZM132 194H131V193ZM137 192H140V193H137ZM143 192V193H142ZM117 193V195L116 196H114L115 194ZM147 193V195L148 196H151V198H153L154 199V196L150 193V191H147V192H145V194ZM120 196H119V195ZM127 194V195H126ZM139 194V195H138ZM142 194V195H141ZM88 195V194H87ZM91 194H89L88 195V197L90 196ZM136 197H135V196ZM112 196V197H111ZM142 196V197H141ZM111 197V198H110ZM117 198L116 200L114 199V198ZM122 197V198H121ZM134 198V199H132V198ZM205 197H207V195L205 196ZM93 198H96V197H92L91 198V196H90V199H87L86 200V206H88V208L85 206V204L83 205L82 203V205L83 206H85V208H86V211H87V213L89 212L88 211V209L89 208H92L93 209V211L95 210V208L97 207L96 206V204L93 202ZM128 198H130V199H128ZM144 198V199H143ZM111 199H113V200H115V202L114 201H112ZM121 199V200H120ZM153 199H152V201H153ZM90 200H92V201H90ZM124 200H125V204L126 205H124ZM128 200V201H127ZM131 200V201H130ZM103 201H104V203H103ZM107 201V202H106ZM111 201V202H110ZM148 201V202H147ZM174 201L175 200H173L172 202L174 203ZM133 202V203H132ZM91 203V204H90ZM94 203V205H92ZM108 203V204H107ZM111 203H113V204H111ZM122 204L123 206H121V205H119V204ZM128 203H130L129 205H128ZM102 204H104V206L102 205ZM151 204V203H150ZM150 204H148V206L150 205ZM106 205H109V207L108 206H106ZM113 205H115L116 207H114ZM90 206H92V207H90ZM118 206L120 207L119 208V210L121 211H119L118 210ZM95 207V208H94ZM113 207V208H112ZM125 207V208H124ZM105 208H107V209H105ZM110 208H111V210H110ZM174 208V207H173ZM211 208V209H210ZM209 209L210 210H206V215H209V216H217L216 214H221L222 212H223V209H222V206H215L214 208L213 207H210ZM215 208H218V209H215ZM92 209H90V211L92 210ZM122 209V210H121ZM214 209V211H211V210H213ZM110 212H109V211ZM210 211V212H209ZM219 211V212H218ZM61 212H62V215H63V217H64V215H65V217L67 216V213L69 214L70 213V211L69 212H67L66 213V210L64 209L63 211L61 210ZM116 212H118L117 214H116ZM128 212H131V213H128ZM208 212H209V214H208ZM215 212V213H214ZM91 213H92V211H91ZM126 213V214H125ZM128 213V214H127ZM133 213V214H132ZM211 213V214H210ZM11 214L12 215H14V216H10V217H12V220H13V222L11 223V225H15V222L16 221H18V218H17V214L15 215V212L14 211H12L11 212ZM114 214V215H113ZM122 214V215H121ZM9 215V214H8ZM120 217V219L121 220H119L118 221V219H119V217ZM123 216H125V217H123ZM64 217V218H65ZM16 218V219H15ZM109 218V217H108ZM124 218V219H123ZM104 220H107L106 218H104ZM113 220V221H112ZM117 223H116V222ZM121 221V222H120ZM92 222H90V223H86V225H89V224H91ZM187 225H186V227L187 228H190L191 229V231H192V233L195 231V229L193 230V228L195 227L194 226V224H189L188 222L186 223ZM92 225V224H91ZM91 225H89L90 227L89 228H84V229H77V230H79L77 233H75V237L73 238L74 240H75V242H76V240L77 241H79V242H81V240H82V242H81V244L83 245H81L83 248L81 249H78L75 253H72L71 254V256L72 257H70L69 258V260L70 261H72V259L74 260V256H76L78 253H80L81 251L82 252H85L84 251V249H85V247L87 246V242L85 241V239L84 238H86V237H84L86 234H87V232H89L90 234H96V233H94V232H96L97 230L96 229H94ZM192 225V226H191ZM191 226V227H190ZM90 228H92L93 229V231H92V229H90ZM22 229H24V228H21L19 231H15L14 230V233H12V231H10V233H12V235H8V239L7 238H5V240H4V242H5V245H4V250L2 249L0 252V259H2V258H4L3 260H0V264H10L11 262H13V263H16V264H24V262L25 261H29V263L30 264H32L33 262H37V264H61V258H62V255H60V257H59V259H60V261H59V259H58V257H57V260H55L56 259V256H54L55 258H53V255H54V253H52V251L49 249H46V248H49V247H47V244H46V242L44 243H37L36 244V249L34 248V250H31L30 252H28L30 255L31 254H33L32 255V257L31 256H27V258L25 257L26 255H22V251H18L17 250V248H20L19 247V244H21V242L18 240V234H22L23 233V231L24 230H22ZM82 230V231H81ZM94 230H96V231H94ZM184 230V229H183ZM129 230L127 229V234L126 233H124L125 235H124V241H122L118 246H116L115 248H113V249H107V250H109V251H107L108 252V255L109 254H112V253H115L116 252V250L118 251L117 253H121L122 255H121V257H120V259H122V260H118L117 262H116V264H119V262H120V264H122L123 262H126L125 264H132V263H135V262H137L136 264H138V261H139V264L140 263H142V264H146V262L147 261H145L148 257H150L152 254H150L151 253V250L150 249H148V247H145V246H147V245H145V246H142V249H141V247H139L138 245H132L131 246V244H132V240H133V244L134 243H136V241L138 240V238H142L143 236V234H144V231H142L141 232V230H133L132 232H133V236H132V232H131V230L128 232ZM135 231H137V232H135ZM185 231V230H184ZM190 231V232H191ZM81 232V233H80ZM146 232H149V231H146ZM186 232V231H185ZM184 232V233H185ZM190 232H187V234L188 233H190ZM79 233V234H78ZM192 233H190V234H192ZM76 234H78V235H76ZM16 235V236H15ZM83 237H82V236ZM147 235V234H146ZM189 235V234H188ZM12 236H14V237H12ZM131 236V237H130ZM136 236H138V237H136ZM18 237V238H17ZM129 237V238H128ZM132 237H136V238H132ZM2 238V237H1ZM0 238V239H1ZM11 238V239H10ZM82 238V239H81ZM79 239V240H78ZM135 239V240H134ZM1 240H3V239H1ZM1 240H0V242H1ZM12 240V241H11ZM103 240V241H102ZM129 240V241H128ZM140 240V239H139ZM8 241V242H7ZM102 241V242H101ZM126 241V242H125ZM85 242H86V244H85ZM100 244L102 243V244H104L105 243V240L104 239H101L100 241H98ZM108 242V240H106V244H109V243H107ZM15 243V244H14ZM18 243V244H17ZM129 243V244H128ZM39 244H41L42 246H46V247H42L41 245H39ZM58 245V241L55 243V246H57ZM110 245V244H109ZM116 245V244H115ZM126 246V248L127 247H129V246H131V251L132 252H129V251H127V250H130V249H126V250H124L125 249V246ZM127 245H129V246H127ZM38 246V247H37ZM85 246V247H84ZM138 246V247H137ZM16 249H15V248ZM57 247H59V246H57ZM147 248V249H144V248ZM6 248V249H5ZM8 248H10V249H8ZM13 248H14V251L12 252V250H13ZM136 250H135V249ZM151 248V247H150ZM8 249V250H7ZM39 249L41 250V249H43V250H41L40 252H39ZM138 249V250H137ZM11 250V251H10ZM123 250L124 252H121V251ZM134 250V251H133ZM143 250V251H142ZM146 250H147V252H146ZM34 251V252H33ZM44 251V252H43ZM46 251V252H45ZM48 251H51L50 253H51V255H50V253L48 252ZM150 253H149V252ZM9 252V253H8ZM20 253V256L18 255V253ZM33 252V253H32ZM81 252V253H82ZM141 252H143V253H141ZM6 253H8V257H6ZM47 253V257L45 256V254ZM124 253H126V254H124ZM133 253L135 254V253H137V254H135V255H137V256H132L133 255ZM145 253H147V254H145ZM75 254V255H74ZM131 255V256H129V255ZM141 254V256H139ZM39 255V256H38ZM43 255V256H42ZM123 255H125V256H123ZM168 255H169V253L168 254H166V255H164V252L159 256V257H157L156 258V256L154 257V258H152L150 261H154L155 259H157L158 261H161V260H164L166 257H168ZM5 256V257H4ZM50 256H51V258H50ZM127 257V258H123V257ZM141 257V259L139 258V257ZM147 256V257H146ZM46 257V258H45ZM129 257V258H128ZM144 257H145V260H143L144 259ZM6 258V259H5ZM8 258V259H7ZM31 258V259H30ZM139 260H138V259ZM23 259V260H22ZM44 259H48V261L47 260H45L44 261ZM54 259V260H53ZM65 259V258H64ZM123 259H124V261H123ZM128 259V260H127ZM133 259H135L134 261L135 262H133V261H131V260H133ZM5 260H6V262H5ZM37 260V261H36ZM52 260V261H51ZM143 260V262H141ZM2 261V262H1ZM33 261V262H32ZM40 263H39V262ZM123 261V262H122ZM131 261V262H130ZM10 262V263H9ZM19 262V263H18ZM43 262V263H42ZM49 262V263H48ZM13 263H11V264H13ZM26 263V262H25ZM155 263V262H154Z\"/></svg>",
	"mask_w": 264,
	"mask_h": 264
}]
</instances>
